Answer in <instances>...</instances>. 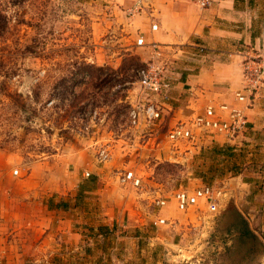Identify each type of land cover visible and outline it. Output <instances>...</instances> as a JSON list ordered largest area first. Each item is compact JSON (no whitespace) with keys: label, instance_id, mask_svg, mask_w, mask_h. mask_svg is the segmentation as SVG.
Masks as SVG:
<instances>
[{"label":"rangeland","instance_id":"1","mask_svg":"<svg viewBox=\"0 0 264 264\" xmlns=\"http://www.w3.org/2000/svg\"><path fill=\"white\" fill-rule=\"evenodd\" d=\"M130 8L113 0H0V246L17 208L11 195L72 193L96 209L97 195L78 190L102 186L105 207L143 220L144 243L158 238L150 253L157 264L264 263V234H240L236 224L237 214L245 217L234 202L242 204L247 196L240 181L253 173L246 163L256 153L244 147L246 134L221 152L219 136L216 142L206 135L209 145L169 142L168 131L184 121L176 113L129 126L137 73L153 54L147 44L136 45L146 22L139 11L128 15ZM259 16L261 28L264 5ZM157 51V61L169 64L165 52ZM251 59L264 63L259 56ZM235 101L246 113L245 104ZM102 151L107 156L100 161ZM124 171H132L140 186L119 184ZM201 187L211 190L214 211L201 201L176 209L178 191ZM156 201L166 204L160 210ZM158 219L163 224H155Z\"/></svg>","mask_w":264,"mask_h":264},{"label":"crops","instance_id":"2","mask_svg":"<svg viewBox=\"0 0 264 264\" xmlns=\"http://www.w3.org/2000/svg\"><path fill=\"white\" fill-rule=\"evenodd\" d=\"M113 1L132 5L140 1L138 13L146 22L142 37L171 59L169 64L163 61L171 84L163 112L186 120L208 105H238L234 93L244 87L243 63L253 56L264 58V25L257 26L264 0H213L202 11L190 0ZM151 25L156 29L151 30ZM196 46L205 49L197 62L192 59ZM244 114L248 127L244 147L256 153L246 163H251L253 173L240 181L247 196L242 204L237 199L234 204L249 230L260 238L264 234V89L254 95ZM209 140L204 136L198 142L209 145ZM101 187L82 192L97 195L101 207L96 209L81 205L72 193L11 195L17 208L10 217V233L2 236L0 264H157L150 253L158 238L144 243L143 220L137 223L132 212L105 207Z\"/></svg>","mask_w":264,"mask_h":264},{"label":"built area","instance_id":"3","mask_svg":"<svg viewBox=\"0 0 264 264\" xmlns=\"http://www.w3.org/2000/svg\"><path fill=\"white\" fill-rule=\"evenodd\" d=\"M197 9H207L213 0H190ZM141 2L137 1L134 8L127 10L128 15H134L140 11ZM151 30L156 29V25L150 26ZM148 45L152 48V56L145 68L137 73V84L139 86L138 98L135 103L130 104L128 111V123L130 127L136 128L142 122L154 124L161 122L163 108L170 97L171 84L166 78V67L163 61H157L160 57L159 48L155 43H145L143 37L136 40L137 46ZM194 57L200 58L205 55V49L202 46H196ZM196 55V56H195ZM242 78L244 87L242 92L234 93L237 101L243 102L248 108L251 99L254 97L259 85L264 78L263 61H254L248 59L242 65ZM248 131L247 119L244 111L238 107H231L226 104L218 106L208 105L202 111L195 113L190 118L176 123L167 133V139L171 143L179 141H198L206 135L219 136L220 142L224 146H233L238 137L244 138ZM102 151L99 154L100 161L106 158ZM14 171L13 174H16ZM88 176L86 172L84 174ZM118 182L121 185H128L132 188L139 187L140 179L132 171L120 173ZM175 207L179 211H186L196 206L200 201L207 204L208 209L214 211L216 207L215 198L210 189L201 187L191 193L178 191L174 196ZM166 202L156 201V206L161 209ZM164 220L158 219L155 224H163Z\"/></svg>","mask_w":264,"mask_h":264},{"label":"trees","instance_id":"4","mask_svg":"<svg viewBox=\"0 0 264 264\" xmlns=\"http://www.w3.org/2000/svg\"><path fill=\"white\" fill-rule=\"evenodd\" d=\"M216 147H213V149H215ZM220 149H217L218 151H221V152H225L224 150L225 149H228V147H219ZM84 191H88L86 189H84L83 187H79V192H84ZM237 226H238V231L240 234H243V235H247V236H251V237H255V235L249 230L248 228V225L245 221L244 218H242L239 214H237Z\"/></svg>","mask_w":264,"mask_h":264},{"label":"water","instance_id":"5","mask_svg":"<svg viewBox=\"0 0 264 264\" xmlns=\"http://www.w3.org/2000/svg\"><path fill=\"white\" fill-rule=\"evenodd\" d=\"M260 264H264V263H260Z\"/></svg>","mask_w":264,"mask_h":264}]
</instances>
